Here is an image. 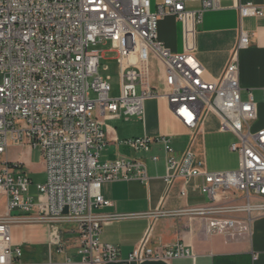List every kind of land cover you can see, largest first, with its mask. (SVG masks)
<instances>
[{"label":"built area","instance_id":"1","mask_svg":"<svg viewBox=\"0 0 264 264\" xmlns=\"http://www.w3.org/2000/svg\"><path fill=\"white\" fill-rule=\"evenodd\" d=\"M221 0H202V8L186 9L185 0H0V264H15L23 255L14 244L15 224H46L49 246L63 253L66 234H76L78 254L85 264L119 261L114 244L102 242L103 227L128 218L188 215L204 221L209 234L238 238L249 234L253 221L264 215V128L251 130L257 119L253 94L243 100L239 50L251 44L241 31L221 77L206 78L191 46L173 52L159 41V22L173 14L186 27L201 23L204 12L220 8ZM241 17L263 16L264 5L238 6ZM110 42L121 66L122 90L112 97L110 76L99 73L101 53L95 47ZM151 54L165 67V84L148 81ZM263 97H264V88ZM91 91L97 93L92 99ZM164 97L175 116L191 131L209 113L221 120L220 131L231 132V150L239 168L210 172L196 164L192 146L180 156L168 136L119 140L137 152L165 151L167 186L178 178L201 177L200 191L210 202L169 210L161 206L141 213H106L112 201L102 194L107 182L135 178L147 181L143 158L101 161L109 140L102 118L142 117L145 102ZM39 149L46 180L31 191L25 164L4 158L13 146ZM160 155L151 160L158 162ZM181 195H187L186 190ZM150 230L125 264L194 256L183 243L162 249L151 242ZM256 258V256H255Z\"/></svg>","mask_w":264,"mask_h":264},{"label":"crops","instance_id":"2","mask_svg":"<svg viewBox=\"0 0 264 264\" xmlns=\"http://www.w3.org/2000/svg\"><path fill=\"white\" fill-rule=\"evenodd\" d=\"M254 2L264 5V0H221L220 8L204 12L201 23L192 25L188 36L184 24L173 14L164 15L159 22V41L173 52H184L189 46L205 68L206 78L216 80L223 74L232 50L239 41L241 31L249 34L251 44L239 50L240 86L243 100L252 93L257 103V119L251 130L264 128V15L241 17L239 5ZM187 10L202 8V0H185ZM151 54L148 81L155 88L162 89L165 84V67ZM164 97L151 98L145 102L142 117L102 118L109 143L102 151L100 159L114 160L119 157L143 158L147 164L148 180L135 178L107 182L102 194L112 201L104 208L106 213H141L155 211L161 206L177 210L190 206L204 205L210 197L200 191L201 177L188 182L178 178L167 186L165 151L159 145L150 153L137 152L120 144L119 140L144 136H168L177 155L190 145L196 153V164L210 172L228 171L239 168V154L231 150L236 137L231 132L220 131L221 120L209 113L197 130L186 127L174 114ZM25 148L26 145L13 146ZM153 154L160 155L158 162L151 160ZM28 162L25 152L17 159ZM45 169V163L43 161ZM187 195H181L182 190ZM6 198L1 205L5 210ZM204 221L188 215L156 218H128L105 225L100 239L102 242L118 247L120 260L102 264H125L124 260L138 246L150 230L151 242L168 249L177 242L183 243L194 256L167 260H145L131 264H264V215L253 221L249 234L229 238L222 234H209ZM50 228L46 224H15L12 226L14 244H21L23 255L15 259V264H85L77 252L78 237L66 234L68 246L63 253L49 246ZM256 256V258H255Z\"/></svg>","mask_w":264,"mask_h":264},{"label":"rangeland","instance_id":"3","mask_svg":"<svg viewBox=\"0 0 264 264\" xmlns=\"http://www.w3.org/2000/svg\"><path fill=\"white\" fill-rule=\"evenodd\" d=\"M153 2V9L156 0H151ZM101 53L100 56V68L99 73L103 77L110 76V83L112 86L111 96L118 97L122 90V72L120 62L118 61L117 53L112 50V44L110 42L98 44L96 47ZM0 78V82H1ZM92 99L97 98V93L91 91L90 95ZM22 152L26 153L28 162L25 164V169L29 173L32 179L31 191L33 193L37 192L36 185L44 183L46 180L45 169L43 166V158L39 149H34L30 146L25 148L11 147L8 154L4 155V158L17 159L18 156L22 155ZM2 158H0V162ZM101 161H103L101 159ZM3 212V206L0 204V213Z\"/></svg>","mask_w":264,"mask_h":264}]
</instances>
